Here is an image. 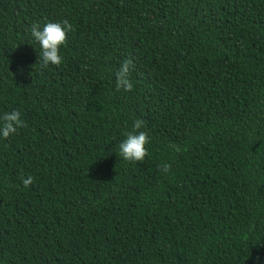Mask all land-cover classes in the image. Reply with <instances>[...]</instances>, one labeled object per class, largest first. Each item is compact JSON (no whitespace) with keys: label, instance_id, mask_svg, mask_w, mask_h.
<instances>
[{"label":"trees","instance_id":"trees-1","mask_svg":"<svg viewBox=\"0 0 264 264\" xmlns=\"http://www.w3.org/2000/svg\"><path fill=\"white\" fill-rule=\"evenodd\" d=\"M64 19L43 68L31 26ZM127 58L133 90L116 91ZM13 109L0 264H264V0H0ZM135 119L141 162L118 148Z\"/></svg>","mask_w":264,"mask_h":264},{"label":"clouds","instance_id":"clouds-1","mask_svg":"<svg viewBox=\"0 0 264 264\" xmlns=\"http://www.w3.org/2000/svg\"><path fill=\"white\" fill-rule=\"evenodd\" d=\"M74 31L73 25L64 19L61 22H47L41 28L39 23H33L30 29L31 36L40 47V64L46 68L49 65L60 66L63 58L60 54V48L67 41L68 33ZM133 67L131 58L124 59L119 69L115 73L116 91L131 92L133 83L129 76ZM26 122L21 118L19 110L13 109L11 112H5L0 115V137L7 139L10 135L16 134L17 130L26 127ZM145 127V121L135 119L131 131L125 132V139L119 143V155L123 160L129 162H141L148 155L146 145L149 143V136L146 132L140 131ZM173 151L179 152V145L171 144ZM159 170L168 173L171 165L163 163L158 166ZM34 178L27 176L22 180L25 188L32 185Z\"/></svg>","mask_w":264,"mask_h":264}]
</instances>
